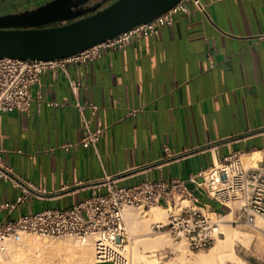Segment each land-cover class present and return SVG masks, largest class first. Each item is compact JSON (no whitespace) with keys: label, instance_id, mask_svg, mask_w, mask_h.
I'll list each match as a JSON object with an SVG mask.
<instances>
[{"label":"crops","instance_id":"0c3cea01","mask_svg":"<svg viewBox=\"0 0 264 264\" xmlns=\"http://www.w3.org/2000/svg\"><path fill=\"white\" fill-rule=\"evenodd\" d=\"M28 1L1 0L0 14ZM200 2L204 11L188 3L189 13L118 50L46 70L30 88L26 110L0 111V162L19 182L0 179V202L27 190L23 203L0 218L70 208L97 186L104 192L107 178L120 186L187 180L235 151L245 161L254 152L260 158L264 0ZM76 101L97 111L85 107L81 115ZM86 125L102 134L82 147ZM187 186L202 204L227 211L194 183ZM256 246L244 249L245 261L264 264V243Z\"/></svg>","mask_w":264,"mask_h":264},{"label":"built area","instance_id":"2783aa9c","mask_svg":"<svg viewBox=\"0 0 264 264\" xmlns=\"http://www.w3.org/2000/svg\"><path fill=\"white\" fill-rule=\"evenodd\" d=\"M188 3L199 11L205 10L200 0H180L151 21L136 24L65 58H0V111L26 110L31 100L30 88L39 84L40 76L46 70H64L68 62H84L118 50L134 38L146 36L171 24L176 14L189 13ZM70 86L76 95L78 83L72 81ZM76 107L81 115L85 107L91 114L97 111V106L88 102L76 101ZM101 134L102 128L86 125L78 143L82 147L94 145ZM242 156L238 151L232 152L187 180L141 181L131 186H120L107 178L104 192L97 186L88 197L70 208H45L15 218H0V250H5L8 242L18 241L24 234L72 236L81 242L92 240L94 264H130L125 251L127 229L123 218L124 209L130 206L143 210L154 206L164 207L166 220L153 222V232L164 229L172 241L182 242L190 252L208 249L224 237V225L240 223L258 229L255 219L264 220V153L257 164L254 162L251 165H246ZM0 179L19 186L11 168L1 162ZM187 181L194 183L200 194L227 211L202 204L188 188ZM26 194L27 190L23 189L14 201L0 202V212H11L20 206ZM230 213L232 217L226 218Z\"/></svg>","mask_w":264,"mask_h":264},{"label":"water","instance_id":"95a60500","mask_svg":"<svg viewBox=\"0 0 264 264\" xmlns=\"http://www.w3.org/2000/svg\"><path fill=\"white\" fill-rule=\"evenodd\" d=\"M87 1L48 0L0 14V58H65L151 21L180 0H114L104 7L108 0H102L78 7Z\"/></svg>","mask_w":264,"mask_h":264},{"label":"rangeland","instance_id":"374dc122","mask_svg":"<svg viewBox=\"0 0 264 264\" xmlns=\"http://www.w3.org/2000/svg\"><path fill=\"white\" fill-rule=\"evenodd\" d=\"M44 1L46 0H31L25 2L24 4H22V6H20V10L34 8ZM112 1L114 0H110V2ZM11 12H18V10H14ZM243 162L246 163L244 159ZM216 208L221 209L218 207ZM150 209H157L159 212L162 213L161 217L155 220L152 219L145 220L144 217L147 215L146 211L148 210H143L141 208L132 207V206L128 208L126 207V209L124 210L123 218L127 229V240L125 243V251L131 257V264H133L134 262L133 258L136 256L137 257L139 256V258H141L139 259L140 261L139 264H165L171 262L174 258H177L178 250L183 251L187 261H191L192 258L199 253L205 254L206 252L208 253V250L210 251L212 246L208 249L190 252L182 242L172 241L168 236V233L164 229L153 232L151 229V224L153 222H158V221L164 222L166 220L167 212L164 207L160 208L158 206H154L151 207ZM231 216H228L226 218H231ZM261 222L263 227L260 229H252L240 223L238 225H233V226L226 224L222 227L224 235L228 228H234L235 231H237L238 235L245 236L247 239V240L246 239L242 240V243H236L234 245V252L238 257L236 262L228 261L226 262V264H249L248 262L245 261L243 252L245 248H247V252H249L248 247L250 242L252 243V245L255 246L257 243H264V220L261 219ZM162 235L164 236L165 244L153 246L148 243L149 239L160 237ZM24 237H26L28 240L26 244L22 245L20 243ZM10 243H15L14 248L16 249L14 250H16L18 254H16V251H14L15 254L13 253L14 254L13 255L11 254V252L8 251L9 250L8 247L10 246ZM85 246H86L85 250H88L87 251L88 260H89L88 264H94V251H93V245L91 239L87 240L86 242H81L77 238L72 236L51 237V236L39 235V234H24L20 238V240L9 242L6 244L5 250L3 251L0 250V264H10V263L28 264L29 258L32 259V257H39L40 260L39 261L37 258L36 259L37 261L35 260L34 264H37V262L38 264H41L42 262H44L45 264H65V262L67 261H74L77 255L76 251L81 248L84 249ZM263 250H264V246H263ZM41 258L45 259L46 262ZM29 264H33V261L32 263L29 262ZM253 264L256 263L253 262Z\"/></svg>","mask_w":264,"mask_h":264},{"label":"bare ground","instance_id":"6f19581e","mask_svg":"<svg viewBox=\"0 0 264 264\" xmlns=\"http://www.w3.org/2000/svg\"><path fill=\"white\" fill-rule=\"evenodd\" d=\"M247 158L248 159L246 160V163L245 162L244 163L246 165H251V164H253L255 162L256 159L259 158V152H254V153H252L250 155V157H247ZM234 205H237V203H235ZM158 207H161V206H158ZM146 212H147V215L144 217L145 220H149V219H152V220L159 219L161 217V214H162L157 209H150V208ZM123 215H124V211H123ZM231 215L232 214L230 213L226 217L231 216ZM255 225L258 227V229H260V228L263 227L260 218H256L255 219ZM245 239H246V237L245 236L238 235L237 231H235L234 228H228L227 231H226V233H225V235H224V237L221 238V239H219V240H217L216 244L214 243L215 245L214 244H213L214 246L212 245L210 251L208 250V253L207 252L205 254L204 253H199L195 257H193L191 261H187V259L185 257V254L183 253V251L178 250L177 251L178 252L177 258H174L171 262H168V263H165V264H226V262H228V261L229 262H236V260L238 259V257H237V255L234 252V245L236 243H242V240H245ZM27 240L28 239L26 237H24L22 239V241H21L20 244H22V245L23 244H26ZM164 240H165L164 239V236L162 235L160 237H155V238L149 239L148 240V243L150 245H153V246L162 245V244H165L164 243ZM243 243H245V242H243ZM246 245H247V243H246ZM14 246H15V243H10V246L8 247L9 248L8 251L11 252V254H13V253L15 254L14 251H16V250H14V249H16V248H14ZM86 246L84 247V249L81 248V249H79V250L76 251L77 252V255H76V258H75L74 261H67V262H65V264H88L89 263L88 262L89 261L88 260V252H87L88 250H85ZM48 252H49V250H48ZM16 254H18L17 251H16ZM37 258L39 260V257H32V259L29 258V262L32 263V261H33V264H34V261ZM129 258H130V264H131V257L129 256ZM26 259H28V258H26ZM133 259H134L133 264H139L140 263L139 259H141V258H139V256L138 257L136 256ZM42 260H44L46 262L45 259H42ZM9 261H11V260H9ZM29 262H28V264H29ZM43 263L44 262H42L41 264H43ZM37 264H38V262H37Z\"/></svg>","mask_w":264,"mask_h":264},{"label":"flooded vegetation","instance_id":"af4514ba","mask_svg":"<svg viewBox=\"0 0 264 264\" xmlns=\"http://www.w3.org/2000/svg\"><path fill=\"white\" fill-rule=\"evenodd\" d=\"M46 1H48V0H46ZM46 1H44V2H46ZM68 2H73V1H75V0H67ZM102 0H88L87 2H85L84 4H82V5H78V7H80V6H83V8H86L87 6H93V5H95V4H98L99 2H101ZM44 2H42V3H44ZM41 3V4H42ZM110 3V0H108L107 1V3H105V4H103V6L102 7H104L105 5H107V4H109ZM40 5V4H39ZM38 5V6H39ZM37 7V6H36ZM101 7V8H102ZM35 8V7H34ZM83 8H81V9H83ZM28 9H33V8H28ZM19 11H21V10H19Z\"/></svg>","mask_w":264,"mask_h":264}]
</instances>
